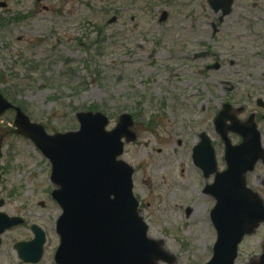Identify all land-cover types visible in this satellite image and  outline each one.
<instances>
[{
	"label": "rangeland",
	"instance_id": "obj_1",
	"mask_svg": "<svg viewBox=\"0 0 264 264\" xmlns=\"http://www.w3.org/2000/svg\"><path fill=\"white\" fill-rule=\"evenodd\" d=\"M9 2L12 13L1 14L8 24L0 27V93L23 107L33 122L47 126L50 134L75 131V115L92 106L110 118L108 129L122 112L135 115L138 140L125 147L122 159L135 169L133 192L148 236L163 242L174 264L209 261L216 239L208 218L214 200L202 191L211 180L193 171L188 147L224 103L244 115H257L264 135L263 114L255 108L258 100L264 101V46L241 35L248 25L264 39V0H234L232 13L215 36L210 24L217 17L206 0L186 4L189 9L184 12L195 10L191 17L172 4L163 5L168 18L161 25L157 21L162 10L130 9L129 0ZM136 14L134 22L131 17ZM12 15L18 16V23L8 20ZM151 17L155 22L149 21ZM111 19L115 22L108 24ZM92 27L103 31L95 47L90 46L96 37ZM87 46L89 52L82 50ZM207 48L224 57L221 71L203 74L202 64L213 61L192 60L193 54ZM229 59H234L232 66ZM156 112L157 128L147 131L148 118ZM12 118L11 113L0 118V135L4 134L0 200L5 202L0 212L22 218L24 225L1 237L0 264H24L13 245L32 238L31 224L46 234L38 264H55L60 210L50 198L54 189L50 166L29 141L6 129ZM211 122L207 132L213 138ZM161 129L164 134L158 132ZM170 133L177 136L172 139ZM217 160L221 166V153ZM263 179L262 165L247 176V185L264 201ZM263 244L262 227L243 240L235 264L257 262Z\"/></svg>",
	"mask_w": 264,
	"mask_h": 264
},
{
	"label": "water",
	"instance_id": "obj_2",
	"mask_svg": "<svg viewBox=\"0 0 264 264\" xmlns=\"http://www.w3.org/2000/svg\"><path fill=\"white\" fill-rule=\"evenodd\" d=\"M227 2L229 8L231 0ZM10 108L13 107L0 95V115ZM15 112L14 133L31 140L49 159L51 181L59 187L52 194L62 209L56 226L60 238L56 264L174 262L163 252L161 242L147 239V227L131 195L132 172L124 163L116 161L122 153L121 138L126 137L128 142L134 140L128 130L131 126L129 116L123 115L118 127L106 133L108 121L105 117L78 114V132L48 136L41 126L31 124L19 109ZM226 113L221 114L218 122L229 119L225 118ZM234 131L242 135L239 130ZM253 146L259 149L257 143ZM239 149H227L228 171L219 176L209 190L217 200L211 213L217 242L207 264H234L241 239L264 222L263 204L245 189L243 178L259 159L264 163V154L255 150L254 155L245 156ZM210 161L214 170L212 154ZM2 205L0 202V207ZM21 222L0 213V235ZM31 231L34 239L17 243L14 249L24 263L35 264L42 256L45 238L36 226H32ZM258 264H264V253Z\"/></svg>",
	"mask_w": 264,
	"mask_h": 264
},
{
	"label": "flooded vegetation",
	"instance_id": "obj_3",
	"mask_svg": "<svg viewBox=\"0 0 264 264\" xmlns=\"http://www.w3.org/2000/svg\"><path fill=\"white\" fill-rule=\"evenodd\" d=\"M208 0H206V2H207ZM10 2H9V0H0V27H3L4 25H7L8 24V22H5V21H3V19L1 18V14L2 13H5V14H11L12 13V10H11V7H10ZM225 9V8H224ZM224 9H222V8H220V7H217V8H214V9H211L210 8V11L213 13V15H215L216 17H217V21H215L214 23H211L210 24V29H211V36H215L216 34H219V28L221 27V25L220 24H222V22H223V20H224V18L223 19H221V14H222V12H223V10ZM232 13V10H231V12H230V14ZM230 14L228 15V16H230ZM227 16V17H228ZM18 16L16 15L15 17L12 15V17H9L8 18V20L10 21V22H14V23H18L19 22V20L17 21L16 19H19V18H17ZM142 18H143V16H142ZM131 19L135 22V21H137V20H135L134 19V17H131ZM15 20V21H14ZM155 22V20H154V18L152 19V20H150V22ZM135 27H136V29L138 28V26H136L135 25ZM200 33H202V34H205V33H203L202 31H200ZM140 35H142V37H143V39H144V37H145V32H142ZM203 50H205V52L206 53H208V55H207V59H210V58H212V59H217V57H216V53H214V52H211L209 49H203ZM200 52V51H199ZM201 52H203V51H201ZM233 65V64H232ZM208 66V64H206L205 66H204V69L206 70V67ZM219 71H221V70H219Z\"/></svg>",
	"mask_w": 264,
	"mask_h": 264
},
{
	"label": "trees",
	"instance_id": "obj_4",
	"mask_svg": "<svg viewBox=\"0 0 264 264\" xmlns=\"http://www.w3.org/2000/svg\"><path fill=\"white\" fill-rule=\"evenodd\" d=\"M94 108L90 107L89 110H93Z\"/></svg>",
	"mask_w": 264,
	"mask_h": 264
}]
</instances>
